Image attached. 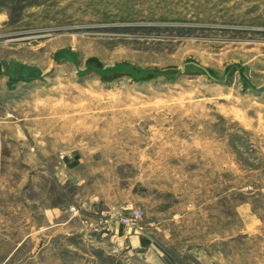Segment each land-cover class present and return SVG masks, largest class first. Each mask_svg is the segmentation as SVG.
Masks as SVG:
<instances>
[{"label": "rangeland", "instance_id": "rangeland-1", "mask_svg": "<svg viewBox=\"0 0 264 264\" xmlns=\"http://www.w3.org/2000/svg\"><path fill=\"white\" fill-rule=\"evenodd\" d=\"M61 49L214 79L80 76ZM37 254L264 264V0H0V264Z\"/></svg>", "mask_w": 264, "mask_h": 264}, {"label": "water", "instance_id": "water-1", "mask_svg": "<svg viewBox=\"0 0 264 264\" xmlns=\"http://www.w3.org/2000/svg\"><path fill=\"white\" fill-rule=\"evenodd\" d=\"M54 61L57 64L70 63L75 66L80 76L96 75L103 80H110L118 77L128 76L135 81H144L150 78H163L166 80H175L186 74L189 67H195L202 70L207 76L214 79L211 72L201 64L189 61L186 62L181 71L165 72L157 69H137L131 64L121 63L113 66L95 65L92 61L88 62L85 69L80 67L79 53L73 49H61L54 55Z\"/></svg>", "mask_w": 264, "mask_h": 264}, {"label": "crops", "instance_id": "crops-1", "mask_svg": "<svg viewBox=\"0 0 264 264\" xmlns=\"http://www.w3.org/2000/svg\"><path fill=\"white\" fill-rule=\"evenodd\" d=\"M103 221V219H100V222ZM73 222H79V224L76 226L77 227V231L78 232H85V230L89 227L92 228L93 225H100V222H89L87 220H83L81 219L79 216H77V214H73L70 215V217H68V219L65 221L64 223L66 226H70V224H72L73 226ZM106 225H103L106 228L103 229H108V231H111V243L112 242H117L118 238L121 237L123 239V241H127L131 244L132 249L134 247H139L140 245L143 244H149L150 240L149 238H144V237H140L134 234L133 230H130V228H126L120 225V223H113L109 222V221H105ZM90 230V229H89ZM97 230V228L95 229ZM85 239V238H84ZM79 243H86L85 240L81 239L79 240ZM67 251V250H65ZM69 253H71L70 251H67ZM73 254V253H71ZM75 255V254H73ZM41 255H36L34 258L36 260V264L37 263H42L43 260H41ZM76 258H80L79 256H77ZM64 263V261L60 260V264Z\"/></svg>", "mask_w": 264, "mask_h": 264}, {"label": "built area", "instance_id": "built-area-1", "mask_svg": "<svg viewBox=\"0 0 264 264\" xmlns=\"http://www.w3.org/2000/svg\"><path fill=\"white\" fill-rule=\"evenodd\" d=\"M143 212L141 210H133V212L130 214V216L124 218V222L127 225L133 224V222L142 219L143 218Z\"/></svg>", "mask_w": 264, "mask_h": 264}, {"label": "bare ground", "instance_id": "bare-ground-1", "mask_svg": "<svg viewBox=\"0 0 264 264\" xmlns=\"http://www.w3.org/2000/svg\"><path fill=\"white\" fill-rule=\"evenodd\" d=\"M48 100V99H47ZM40 104V103H39Z\"/></svg>", "mask_w": 264, "mask_h": 264}]
</instances>
